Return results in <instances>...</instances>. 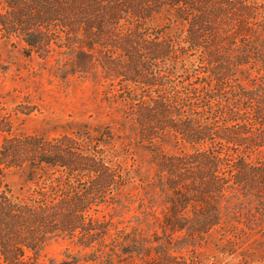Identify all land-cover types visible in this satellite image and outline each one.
I'll list each match as a JSON object with an SVG mask.
<instances>
[{"label": "trees", "instance_id": "trees-1", "mask_svg": "<svg viewBox=\"0 0 264 264\" xmlns=\"http://www.w3.org/2000/svg\"><path fill=\"white\" fill-rule=\"evenodd\" d=\"M0 39L103 86L115 114L56 135L8 130L3 264H41L59 239L51 264H202L211 236L220 249L246 231L264 240V0H0ZM138 149L153 175L127 190L136 161L122 158ZM4 169L27 172L29 196Z\"/></svg>", "mask_w": 264, "mask_h": 264}, {"label": "rangeland", "instance_id": "rangeland-1", "mask_svg": "<svg viewBox=\"0 0 264 264\" xmlns=\"http://www.w3.org/2000/svg\"><path fill=\"white\" fill-rule=\"evenodd\" d=\"M21 47L13 40L0 39V145L8 130L15 134L56 135L59 131H68L69 125L107 124L115 117L103 100V86L77 74L69 73L64 78L55 66V59H42L36 54L27 57ZM164 146L169 151L177 150L173 141L164 143ZM134 156L136 160L131 155L122 159L127 167L136 161L139 169L134 171L136 181L126 188L136 191L142 181H148L153 175V166L148 152L138 149ZM2 179L20 197L29 196L35 187L24 169H4ZM110 210L113 209L108 207L98 215ZM134 213L136 210L132 209L126 215L130 217ZM216 238L211 236L201 248L202 264H264L261 234L248 231L240 234L239 249L229 243H223V249H220ZM68 247L66 241L52 240L41 254V264L65 258ZM0 264H3L1 259Z\"/></svg>", "mask_w": 264, "mask_h": 264}]
</instances>
